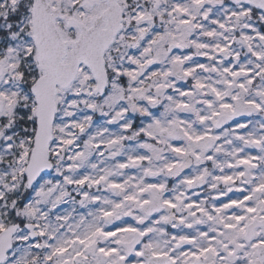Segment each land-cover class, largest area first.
<instances>
[{
	"label": "snow or ice",
	"instance_id": "1",
	"mask_svg": "<svg viewBox=\"0 0 264 264\" xmlns=\"http://www.w3.org/2000/svg\"><path fill=\"white\" fill-rule=\"evenodd\" d=\"M0 264H264V0H0Z\"/></svg>",
	"mask_w": 264,
	"mask_h": 264
}]
</instances>
